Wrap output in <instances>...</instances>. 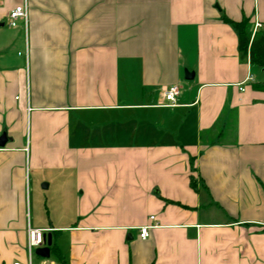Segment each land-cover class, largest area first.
I'll return each instance as SVG.
<instances>
[{"label":"crops","instance_id":"0c3cea01","mask_svg":"<svg viewBox=\"0 0 264 264\" xmlns=\"http://www.w3.org/2000/svg\"><path fill=\"white\" fill-rule=\"evenodd\" d=\"M223 16L264 28V0H0V264H62L53 247L67 264H264V82Z\"/></svg>","mask_w":264,"mask_h":264},{"label":"built area","instance_id":"2783aa9c","mask_svg":"<svg viewBox=\"0 0 264 264\" xmlns=\"http://www.w3.org/2000/svg\"><path fill=\"white\" fill-rule=\"evenodd\" d=\"M27 14H28V8L27 3L24 2L21 5H16L12 7L7 12V19L6 23L9 27H16L20 21H22L24 24H26L27 21ZM262 24L258 21H254L252 26V32L255 30L261 28ZM251 79V76H247V80ZM240 90H243V87H240ZM162 98L164 102L162 103L163 106L166 107H173L177 104V97L179 95V87L177 84L169 85L167 87L162 88ZM150 219H153V216L149 217ZM155 226L153 225H145L141 226L139 228V236L142 239H145L148 237L149 229L151 227ZM44 242V234L43 231L39 228H28V254L29 256L32 254V251L35 247L41 246V244ZM14 264H20L18 262Z\"/></svg>","mask_w":264,"mask_h":264},{"label":"trees","instance_id":"16d2710c","mask_svg":"<svg viewBox=\"0 0 264 264\" xmlns=\"http://www.w3.org/2000/svg\"><path fill=\"white\" fill-rule=\"evenodd\" d=\"M223 20L231 25L237 34L239 58L241 60L248 59L250 64L264 68V28L252 32V25L247 17H242L239 21H232L223 16ZM191 184L193 185L192 182ZM53 252L59 262L67 264L54 247Z\"/></svg>","mask_w":264,"mask_h":264},{"label":"water","instance_id":"95a60500","mask_svg":"<svg viewBox=\"0 0 264 264\" xmlns=\"http://www.w3.org/2000/svg\"><path fill=\"white\" fill-rule=\"evenodd\" d=\"M192 73L190 72H185V78L186 79H190L192 77ZM10 140V138L7 136V132L6 129H3L0 133V148L4 147L6 145V143ZM45 241V239H44ZM51 243V239L48 238L47 240V244L49 245ZM35 253L41 257H48L49 256V247L48 246H42V247H38L35 250Z\"/></svg>","mask_w":264,"mask_h":264},{"label":"rangeland","instance_id":"374dc122","mask_svg":"<svg viewBox=\"0 0 264 264\" xmlns=\"http://www.w3.org/2000/svg\"><path fill=\"white\" fill-rule=\"evenodd\" d=\"M5 32H7V31H5ZM6 34H8V33H6ZM6 36H7V35H6ZM16 51H17V49L14 50V52H13L12 55H15V54H16ZM17 57H18V56H17ZM252 72H253V74H254L255 76L258 77V80H261V81L264 82V70H263L262 67H259L258 65H253ZM261 78H263V79H261ZM51 256H52V255H51ZM32 257H35V255L33 254Z\"/></svg>","mask_w":264,"mask_h":264}]
</instances>
